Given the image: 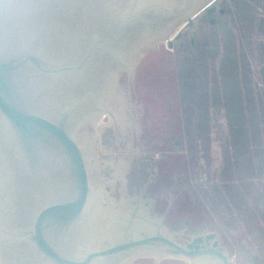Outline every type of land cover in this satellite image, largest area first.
Instances as JSON below:
<instances>
[{
	"label": "rangeland",
	"instance_id": "rangeland-1",
	"mask_svg": "<svg viewBox=\"0 0 264 264\" xmlns=\"http://www.w3.org/2000/svg\"><path fill=\"white\" fill-rule=\"evenodd\" d=\"M128 2L112 18L129 14ZM256 13L249 0H213L172 30V47L162 40L115 74L112 114L77 132L92 197L125 215L122 239L160 231L184 244L215 233L231 264H264V132L244 80ZM157 257L122 264H205Z\"/></svg>",
	"mask_w": 264,
	"mask_h": 264
},
{
	"label": "water",
	"instance_id": "water-1",
	"mask_svg": "<svg viewBox=\"0 0 264 264\" xmlns=\"http://www.w3.org/2000/svg\"><path fill=\"white\" fill-rule=\"evenodd\" d=\"M42 1H46V5L41 6ZM139 1L144 2V6L141 7ZM209 1L213 0L166 5L160 0H133L130 13L115 17L118 19L114 25L107 26L102 15L113 19V13L109 17V6L105 7L108 4L104 0H0V118L33 173L39 176V169H43L47 177V170L51 173L53 160L58 158L68 174L55 197L40 205L26 227L23 224L20 227L18 219L11 229L0 226L5 238L18 243L26 241L32 253L46 264H122L143 253L156 254L159 260L165 256H182L205 264H231L215 233L198 235L182 244L155 231L125 239L120 235L121 238L105 239L97 246L84 245L82 252L70 248L72 244H68V239L85 215L93 192L83 149L72 134L70 107L64 106L60 111L58 108L44 110L36 88L39 79L53 80L82 72L93 62H99L100 54L115 51L121 43L123 48L133 51V57L130 67L120 69L116 79L120 72L129 74L143 51L154 49L165 39L172 47L169 34L174 27ZM130 2L124 0L122 9ZM81 15L92 22L99 20L98 17L103 19L95 28L100 34L84 42L80 53L77 50L74 54L76 44L69 49L55 38L58 30L78 28L80 23L73 26L69 22L71 19L79 21ZM88 28L89 25L84 27ZM144 39V46L137 44ZM64 50L67 54H62ZM48 52L56 55L47 56ZM102 111L110 112L96 111L97 119Z\"/></svg>",
	"mask_w": 264,
	"mask_h": 264
},
{
	"label": "bare ground",
	"instance_id": "bare-ground-1",
	"mask_svg": "<svg viewBox=\"0 0 264 264\" xmlns=\"http://www.w3.org/2000/svg\"><path fill=\"white\" fill-rule=\"evenodd\" d=\"M160 1L161 3H166V5L173 3L179 5L187 2V0ZM37 2H40V0H37ZM123 2L124 0H104V3L108 4L105 7L109 6L107 7L109 17L111 13L114 16L116 12L121 11L124 5ZM127 2L128 0H126ZM210 2H207V4ZM44 5H46V1H42L41 6ZM199 10L191 13L186 19L174 27L173 31L178 27L182 28V26L188 25L201 11ZM102 16L104 18L103 23L106 20L109 22L110 18L105 19L106 16ZM79 17V21L71 19L69 22L73 26H77L80 23L78 28L71 26L70 29L65 31L58 30L55 38L59 39L62 47H68L69 49L76 44L77 49L74 50L75 48L73 47L72 50L75 51L73 52L74 54H77V52L80 53L84 42L90 41L95 35L100 34V30H96L95 28L97 27L98 21L102 23L100 20L103 19L98 17L99 20L92 22L84 18V15ZM116 19H111V24L107 23V26L114 25L112 23ZM88 25L89 28L85 30L84 27ZM93 25L96 26L91 30ZM169 35L172 34L170 33ZM145 42L146 39L139 43L137 42V44L144 46ZM120 48H123L122 43L115 48V51L100 54L98 57L99 62H93L94 65L92 64L90 67L85 68L82 72L73 73L65 77H55L53 80L39 79L36 82L37 94L39 100L42 102L40 105L45 107L44 110L53 109L56 111L58 108V111H60L64 106L70 107V112L73 115L71 130L79 144L81 141L77 132H79L82 125L85 123V125L91 124L97 127L98 119L96 111L109 110V108L112 109L115 106L114 75L116 74L115 76H117L120 69L124 68L116 67V71L113 73L114 64L117 66H125L128 69L131 58L133 57V51L131 52V49L126 52L127 50H120ZM62 54H67V51L64 50ZM46 55L55 56L56 54L54 52H48ZM39 171L40 177L33 173L32 168L30 169L28 167L21 150L17 149V145L13 141L12 134L4 126L0 118L1 227L11 229L10 227H13L17 219L20 221V227H22V224L26 227L31 222L34 213L40 205L50 197L54 198L58 188L63 186L67 181L68 174L65 164L58 158L53 160L51 173L47 170V177L43 169H39ZM124 217L125 215H122L120 211L102 210L94 196L82 220L68 239V244H72L70 248L76 252H82L84 245L91 247L99 245L105 239L115 240L121 235ZM10 240L9 238H5L0 232V250L2 251L0 252V264H46L32 253V247L26 241L22 240L18 243ZM18 260H21V263H18Z\"/></svg>",
	"mask_w": 264,
	"mask_h": 264
},
{
	"label": "crops",
	"instance_id": "crops-1",
	"mask_svg": "<svg viewBox=\"0 0 264 264\" xmlns=\"http://www.w3.org/2000/svg\"><path fill=\"white\" fill-rule=\"evenodd\" d=\"M249 0V3L257 8V13L251 18L253 25L249 36L248 49L244 47L247 79L253 80L255 87L257 108L254 114L258 121V131L264 132V0Z\"/></svg>",
	"mask_w": 264,
	"mask_h": 264
},
{
	"label": "flooded vegetation",
	"instance_id": "flooded-vegetation-1",
	"mask_svg": "<svg viewBox=\"0 0 264 264\" xmlns=\"http://www.w3.org/2000/svg\"><path fill=\"white\" fill-rule=\"evenodd\" d=\"M180 144H181L180 141H176V142H175V145H176V146H180Z\"/></svg>",
	"mask_w": 264,
	"mask_h": 264
}]
</instances>
